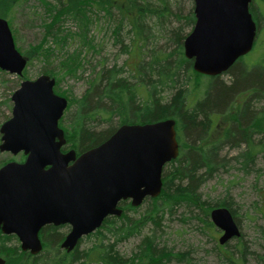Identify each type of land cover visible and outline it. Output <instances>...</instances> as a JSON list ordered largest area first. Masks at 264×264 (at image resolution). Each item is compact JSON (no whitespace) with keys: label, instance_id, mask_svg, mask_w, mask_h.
<instances>
[{"label":"trees","instance_id":"trees-1","mask_svg":"<svg viewBox=\"0 0 264 264\" xmlns=\"http://www.w3.org/2000/svg\"><path fill=\"white\" fill-rule=\"evenodd\" d=\"M3 1L0 0V4ZM110 1L116 3L113 6L117 9L116 41L122 23L130 25L129 42L122 44L121 41L120 51L128 58L137 60L133 67L127 63V59L121 64L113 62L109 66L105 59H101L96 64L99 69L87 79L82 94L71 102L72 109L67 106L68 111L59 120V124H67V128H63L65 143L62 149H74L80 153L105 140L121 124H145L172 118L178 154L163 166L161 191L155 197L144 198L141 204L148 203L149 209L139 214V217L130 218L127 212H137L140 205L133 207L127 200H121V215L107 216L98 228L83 237L94 238L90 246L85 249L75 246L68 252L59 247L63 233L68 228L65 224L41 227L39 237L42 248L36 254L21 250L14 234L0 231V256L5 258L4 264H135L136 259L146 264H163L175 254L165 248H158L154 234L141 236L138 251L130 258H124L115 246L119 241L141 234L148 222L157 226L163 213L168 210L171 212L181 200L201 208L206 205L207 212L213 207L225 206L236 221L232 201L224 197L214 204H208L201 201L198 187L221 166L215 163V157L224 144L232 147L244 144V150L236 158L243 169L249 168L258 152L264 155V136L256 142L252 140L258 133L264 134V58L258 67L250 70L242 66V58H239L228 68L229 80L225 83L218 78L219 74L205 75L194 71L191 59L183 54L185 34L179 22L184 20L187 25L194 23L192 7L183 15L172 8L176 0ZM56 2L59 6L58 15L48 24L45 36L55 38L59 34L54 22H58L61 10L70 12L79 21L82 27L80 34L85 36V9L79 5L69 6L68 0ZM110 7L113 8L108 4L106 14L109 17L113 10ZM0 12L8 14L2 6ZM170 18L177 23L176 26L166 24ZM159 34L169 41L170 50L149 46ZM43 45L37 44L25 50L27 65L38 52L43 59L52 56L53 52ZM60 62L59 68H62L63 62ZM66 67L72 71L76 69H72L71 63ZM59 68L51 70L47 66L41 72L56 79L61 71ZM0 72L5 73L4 70ZM174 88L175 93L168 97L167 90ZM243 92L247 94L238 103L236 99ZM218 114H230L228 126L220 137L209 140L214 117ZM20 154V160H23L24 155ZM10 159L0 160V165ZM204 222L206 227H213L214 230L212 221L205 219ZM11 239H15L17 244H10Z\"/></svg>","mask_w":264,"mask_h":264},{"label":"water","instance_id":"water-1","mask_svg":"<svg viewBox=\"0 0 264 264\" xmlns=\"http://www.w3.org/2000/svg\"><path fill=\"white\" fill-rule=\"evenodd\" d=\"M250 1L192 0L195 20L182 47L194 71L218 75L251 50L256 24ZM26 63L0 17V69L21 76ZM54 84L45 73L21 80L10 96L11 115L0 125V152L25 155L0 166V231L14 234L21 250L31 254L41 250L38 232L46 224H69L60 246L70 251L104 218L121 215V200L138 206L157 196L162 168L179 150L175 122L166 118L122 124L79 154L63 151L64 130L58 123L67 99L54 92ZM209 217L222 231L220 244L239 235L227 207H213Z\"/></svg>","mask_w":264,"mask_h":264},{"label":"rangeland","instance_id":"rangeland-1","mask_svg":"<svg viewBox=\"0 0 264 264\" xmlns=\"http://www.w3.org/2000/svg\"><path fill=\"white\" fill-rule=\"evenodd\" d=\"M68 1L71 7L79 5L85 9L87 14L86 25L83 26L86 27L85 36L80 34L82 27L79 21L66 10H61L58 22H54L55 29L59 28V34L55 38L45 36L48 24H51L58 15L59 6L56 0H4L0 4V9L2 6L8 11L7 15L0 12V17L7 20L14 44L26 57L27 62L28 55L25 50L37 44H44L43 47L53 52L49 59H43L40 52L34 54L21 76L6 71L0 72V125L11 115L10 96L19 86L20 81L34 79L43 74L41 72L43 67L48 66V69L57 70L60 61L63 62L62 68H59L61 71L56 79L54 77L55 88L53 89L55 93L67 99V106L72 109L71 102L82 94L87 86V79L99 69L96 64L101 59H105L108 66L113 62L121 64L125 59L130 66L135 65L136 58H128L120 51V42L122 41V44L129 42L131 34L129 24L122 23L117 35L118 40H115L114 31L117 29L118 21L117 9L113 5L116 3L110 0ZM108 4L113 7H110L113 9L110 17L106 14ZM250 5L254 10L258 28L253 48L242 58V66L247 70L258 67L264 58V0H252ZM190 7L193 9L192 1L176 0L172 8L185 15ZM179 23L185 35L193 26V24H184V20ZM166 24L176 26L177 23L170 18ZM161 35L154 37L149 46L165 47L170 50L171 44L166 38H161ZM66 59H68L67 62H65ZM68 63L72 64V69L76 67L75 71L66 67ZM73 63L76 66H73ZM218 78L228 83L227 71L219 74ZM174 91L175 88L167 90V96L175 93ZM246 94L247 92L241 93L236 101L241 102ZM259 107L258 104L257 108ZM68 109H65L64 114ZM229 119L230 114L215 115L209 140H214L223 134ZM60 126L67 128L64 122ZM262 135L264 136L258 133L252 140L258 141L263 137ZM244 148V144L238 147L224 144L215 157V163L221 166H217L215 173L204 179L197 190L201 201H206L208 204H214L224 197L233 202L236 222L240 230L239 237L231 238L223 245L219 244L218 237L221 231L214 225V230H212L213 227H206L204 222L205 219L211 221L210 211L207 212L205 209L206 205L201 208L181 200L175 204L171 212L168 210L163 213L157 226L151 222L146 223L141 234L119 241L115 249L124 258H130L138 251L137 245L142 239L141 236L154 234L158 248H165L175 254L163 264H264V155L258 152L249 168L243 169L236 158ZM20 155V153L13 155L9 152H0V160L13 158L10 160L21 161ZM148 209L149 205L145 202L139 206L137 212L128 211L127 215L130 218H137ZM159 215H161L160 212ZM150 229L154 231L150 232ZM93 240L94 238H83L78 245L79 249L87 248ZM12 243L17 244L15 239L10 240V244Z\"/></svg>","mask_w":264,"mask_h":264},{"label":"flooded vegetation","instance_id":"flooded-vegetation-1","mask_svg":"<svg viewBox=\"0 0 264 264\" xmlns=\"http://www.w3.org/2000/svg\"><path fill=\"white\" fill-rule=\"evenodd\" d=\"M252 1V0H251ZM251 1H250V3H249V11H250V13H251V16H252V19L254 20V22H255V24H256V33H257V21H256V19H255V17H254V10L252 9V6L250 5L251 4ZM255 37H256V35H255ZM254 41H255V38H254ZM254 41H253V45H252V48H253V46H254ZM244 56H242V57H238V59L239 58H243ZM237 59V60H238ZM228 70V69H227ZM226 70V71H227ZM64 134H65V132H64ZM63 147V146H62ZM65 225H67L68 226V228L65 230V232L63 233V236H62V238H61V241H60V243H59V247H60V249H62V250H65L64 248H62L61 246H60V244H61V242H62V240L64 239V237H65V235L69 232V228H70V226H69V224H66V223H64ZM47 225V224H46ZM52 225H54V224H52ZM60 225H62V224H58V225H55V226H60ZM40 230H41V228L39 229V232H40ZM39 232H38V236H39ZM40 238V237H39ZM80 241V240H79ZM79 241H78V243L76 244V246H78V244H79ZM74 249V248H73ZM72 249V250H73ZM66 251V250H65ZM71 251V250H70ZM68 252V251H67ZM136 263H138V262H136ZM135 263V264H136ZM142 263H145V262H142ZM146 264V263H145Z\"/></svg>","mask_w":264,"mask_h":264},{"label":"bare ground","instance_id":"bare-ground-1","mask_svg":"<svg viewBox=\"0 0 264 264\" xmlns=\"http://www.w3.org/2000/svg\"><path fill=\"white\" fill-rule=\"evenodd\" d=\"M237 59H238V58H237ZM237 59H236V60H237ZM236 60H235V61H236ZM235 61H234V62H235ZM234 62H233V63H234ZM233 63H232V64H233ZM232 64H231V65H232ZM231 65H230V66H231ZM230 66H229V67H230ZM229 67H228V68H229ZM225 72H226V71H225ZM223 73H224V72H223ZM220 74H221V73H220ZM154 122H155V121H154ZM121 125H122V124H121ZM119 126H120V125H119ZM233 220H234V219H233ZM234 222H235V224L237 225V222H236L235 220H234ZM237 227H238V225H237ZM238 230H239V227H238ZM239 236H240V230H239V235L236 236V237H232V239H233V238H237V237H239ZM226 242H227V241H226ZM226 242H225V243H226ZM223 244H224V243H223Z\"/></svg>","mask_w":264,"mask_h":264}]
</instances>
